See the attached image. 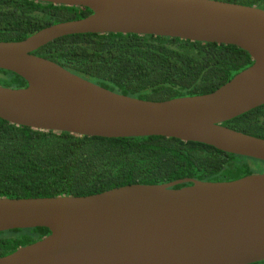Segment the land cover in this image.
I'll use <instances>...</instances> for the list:
<instances>
[{
    "label": "water",
    "instance_id": "obj_1",
    "mask_svg": "<svg viewBox=\"0 0 264 264\" xmlns=\"http://www.w3.org/2000/svg\"><path fill=\"white\" fill-rule=\"evenodd\" d=\"M29 1L91 14L0 42V70L27 84L0 86V119L77 137L176 139L264 163V139L222 126L264 105V10L215 0ZM80 34L234 46L252 64L212 93L145 101L33 55ZM35 228L49 234L0 264H256L264 262V172L229 182L133 184L88 196L0 197V233Z\"/></svg>",
    "mask_w": 264,
    "mask_h": 264
},
{
    "label": "trees",
    "instance_id": "obj_2",
    "mask_svg": "<svg viewBox=\"0 0 264 264\" xmlns=\"http://www.w3.org/2000/svg\"><path fill=\"white\" fill-rule=\"evenodd\" d=\"M215 1L264 10V0ZM90 14L87 8L0 0V42H19ZM33 55L112 92L152 102L212 93L252 64L250 56L234 46L121 34L66 36ZM26 85L17 75L0 70V86ZM222 126L264 139V105ZM248 160L176 139L77 137L16 127L0 119V197L5 198L88 196L126 185L184 179L229 182L258 174ZM48 234L45 228L2 232L0 258Z\"/></svg>",
    "mask_w": 264,
    "mask_h": 264
},
{
    "label": "rangeland",
    "instance_id": "obj_3",
    "mask_svg": "<svg viewBox=\"0 0 264 264\" xmlns=\"http://www.w3.org/2000/svg\"><path fill=\"white\" fill-rule=\"evenodd\" d=\"M248 162L253 167V169H254V171L256 173H263L264 172V164H263V162H260V161H257V160H253V159H249Z\"/></svg>",
    "mask_w": 264,
    "mask_h": 264
}]
</instances>
